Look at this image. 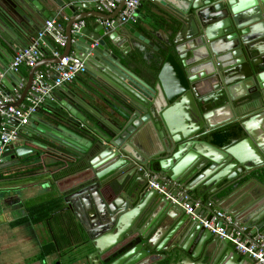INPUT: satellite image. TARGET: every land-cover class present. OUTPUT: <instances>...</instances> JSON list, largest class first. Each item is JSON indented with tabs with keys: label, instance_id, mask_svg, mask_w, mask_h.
<instances>
[{
	"label": "water",
	"instance_id": "95a60500",
	"mask_svg": "<svg viewBox=\"0 0 264 264\" xmlns=\"http://www.w3.org/2000/svg\"><path fill=\"white\" fill-rule=\"evenodd\" d=\"M126 1L106 14L94 0H0V23L26 46L48 20L68 18L64 51L48 60L73 54L86 65L75 89L48 95L22 127V144L5 148L0 168L33 152L30 144L72 159L62 169L73 189L65 200L93 246L90 264H188L208 243L219 248L207 264H253L154 189L112 177L134 162L146 165L199 198L196 214H205L206 194L231 191L236 220L264 230V0H144L137 12L152 3L140 21L150 37L137 19L73 31L80 20L116 18ZM145 45L154 51V65L143 71L151 83L132 69ZM9 61L0 46L6 94L20 84ZM217 131L229 135L224 144H215Z\"/></svg>",
	"mask_w": 264,
	"mask_h": 264
},
{
	"label": "crops",
	"instance_id": "0c3cea01",
	"mask_svg": "<svg viewBox=\"0 0 264 264\" xmlns=\"http://www.w3.org/2000/svg\"><path fill=\"white\" fill-rule=\"evenodd\" d=\"M1 6L11 17L16 18L14 12L3 4ZM149 7H152V3L146 1V7L138 15L136 25V29L148 37L150 35L141 27L140 21L148 13ZM2 19L6 21L5 17ZM58 21L65 29L68 18L63 16ZM85 21L91 29L98 25V19L94 17L87 18ZM10 28L8 24L0 23V46L10 60L11 69V61L14 56L26 45L25 42L17 38ZM14 31L16 30L14 29ZM151 39L156 43L159 42L153 37ZM53 45L55 44L52 41L46 42L45 56L37 63L36 72L50 71L49 74L54 75L51 70L54 64H51L48 59L54 58L53 50L58 49L63 52L65 47L59 48L55 45L53 48ZM153 55V49L145 45V49L140 52V62L132 68L134 72L150 83L151 80L147 79L143 71L154 65ZM30 70L31 68L22 65L17 72L20 84L10 93L14 104L25 105L27 103V96L23 98V91L28 82ZM8 81L13 84V80L8 79ZM77 84L76 80L65 86L71 90L75 89ZM66 92L68 91L66 90ZM66 92L63 91L59 95L65 97ZM46 106L44 103L42 108H46ZM0 117L2 125L6 119ZM6 121L9 122V120ZM22 127L20 131H22ZM149 137H152V133L146 131L145 140ZM11 144L21 145L22 142L17 139ZM30 145L34 148L33 152L11 160L0 168V264H90L88 255L93 252V246L85 228L65 200V196L73 189L70 188L69 172L62 169L66 165H70L69 162H72V159H68V162L67 159H64L65 157L56 155L57 153L53 151L38 145ZM69 152L76 153L75 151ZM137 164L139 163L134 162L133 166L121 170L112 177V180L124 181V185L138 181L143 188H147V183L142 175L136 171ZM183 186L186 188L185 185ZM230 195L231 191L226 190L208 193L204 196V205L211 201L214 209L222 208L231 214ZM197 199L199 200V198ZM247 227L248 233L254 236L256 233L254 226ZM259 231L264 232L263 229ZM85 244H87L86 247ZM218 246L216 243L215 245L206 244L199 252L201 256L195 258V262L190 261L188 264L209 263L211 254L217 251ZM243 257L245 256L240 254L239 261ZM253 264H255L254 261Z\"/></svg>",
	"mask_w": 264,
	"mask_h": 264
},
{
	"label": "built area",
	"instance_id": "2783aa9c",
	"mask_svg": "<svg viewBox=\"0 0 264 264\" xmlns=\"http://www.w3.org/2000/svg\"><path fill=\"white\" fill-rule=\"evenodd\" d=\"M96 9L106 14H112L122 0H94ZM144 0H127L124 8L114 19L100 20L109 31L115 22L127 23L135 21L138 17V8ZM86 25L85 20L73 24V31ZM50 39L59 48H64L67 37L63 25L57 20H48L44 27L37 33L28 46L18 50L13 58L11 70L18 72L22 65L28 68L35 67L45 56V39ZM60 50H53V56L59 57ZM50 71L35 72L30 91L26 97L25 105L15 106L11 94H6L0 88V116L6 120L14 119L18 125H11L5 120L0 127V163L5 148L16 141L22 126L29 123L32 115L36 114L46 102L48 95L57 88L72 83L86 72L83 60L73 54L63 56L59 63L52 65ZM136 171L141 174L147 183V188L154 189L165 196L172 203L178 204L191 215L194 220L199 221L206 229L221 239L228 240L234 249L244 256L251 258L255 264H264V233L256 231L254 236L248 233V227L232 215L221 209H214L213 202L209 201L204 206L205 214H196L195 210L202 206L198 199H193L184 186L175 182L160 172L150 170L146 165L137 164Z\"/></svg>",
	"mask_w": 264,
	"mask_h": 264
},
{
	"label": "trees",
	"instance_id": "16d2710c",
	"mask_svg": "<svg viewBox=\"0 0 264 264\" xmlns=\"http://www.w3.org/2000/svg\"><path fill=\"white\" fill-rule=\"evenodd\" d=\"M61 52H62V51H61ZM228 136H229V135H228L227 133H223V132H221V131H217V132H215V133H214V137H215L214 142H215V144H218V145H220V144H224V143L226 142Z\"/></svg>",
	"mask_w": 264,
	"mask_h": 264
}]
</instances>
